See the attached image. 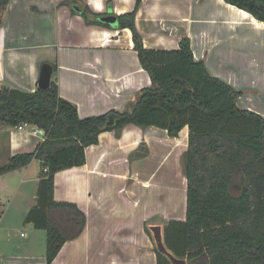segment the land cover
<instances>
[{
	"label": "crops",
	"instance_id": "0c3cea01",
	"mask_svg": "<svg viewBox=\"0 0 264 264\" xmlns=\"http://www.w3.org/2000/svg\"><path fill=\"white\" fill-rule=\"evenodd\" d=\"M138 1L135 22L146 49L177 50L187 38L196 60L229 84L238 78L228 70L241 60L242 41L257 35L264 46V27L224 0H10L0 27V86L33 93L42 66L51 64L57 66L52 81L61 98L76 105L81 119L130 109L137 94L152 85L132 31L120 29L117 18L132 12ZM86 9L88 21L81 14ZM109 17L117 19L115 26L104 22ZM248 89L257 97L254 106L264 109L262 92ZM184 129L178 137L133 125L120 138L102 133L99 143L86 149L85 165L55 175L54 200L77 205L87 224L52 264H158L156 243L146 228L161 226L164 232L169 221L186 218L187 179L181 159L189 132ZM45 138L35 127L1 123L0 168L18 154L34 152ZM143 144L146 154L136 156L144 153ZM40 163L34 160L12 172H20L18 176H1L7 184L10 177L18 183L8 207L0 208V231L11 212L25 224L36 205ZM23 252L16 248L15 255L0 253V264H47L46 255Z\"/></svg>",
	"mask_w": 264,
	"mask_h": 264
},
{
	"label": "trees",
	"instance_id": "16d2710c",
	"mask_svg": "<svg viewBox=\"0 0 264 264\" xmlns=\"http://www.w3.org/2000/svg\"><path fill=\"white\" fill-rule=\"evenodd\" d=\"M9 1L0 0V27ZM224 1L264 23V0ZM140 5L138 1L132 12L117 18L120 29L132 31L152 85L137 94L130 109L84 119L76 105L61 98L55 80L33 93L0 86V122L12 128L32 126L46 137L34 152L12 157L0 168V177L34 160L44 163L47 171L40 175L36 205L25 224L46 232V262L52 264L87 224L77 205L54 200L55 175L85 165L86 149L97 145L102 133L120 138L133 125L178 137L185 128L186 218L166 224V247L188 264H264V117L238 104L242 92L212 76L205 62L196 60L189 39H182L177 50L146 49L135 22ZM81 14L88 21L87 9ZM141 149L144 153L136 156L146 154L145 144ZM156 252L158 264H172ZM206 255L208 260H202Z\"/></svg>",
	"mask_w": 264,
	"mask_h": 264
},
{
	"label": "rangeland",
	"instance_id": "374dc122",
	"mask_svg": "<svg viewBox=\"0 0 264 264\" xmlns=\"http://www.w3.org/2000/svg\"><path fill=\"white\" fill-rule=\"evenodd\" d=\"M243 41V44H240L239 46L241 50L239 57L241 60L238 61L237 64L232 65L233 68H229L228 70L229 76L230 73H233L237 75L238 78L234 80H231L233 79L231 78L229 80L234 83L235 86H233L237 90L242 92V96L239 98L238 104L246 109H257L264 117V109L261 110L254 106V100L257 99L254 95L255 92L252 93L250 92L251 90L248 89L252 87L260 90L264 99V46L260 44V41L257 39V35L255 38L249 36L244 42ZM2 163L3 158H0V166ZM181 164L183 168L182 159ZM12 174L14 175L10 176L15 177L18 176L16 174H20V172ZM14 177H10L13 178L10 182L11 184H7V181L0 177V190H2L1 194H3V196L1 195L0 202L4 204V206H0V208L3 210L8 207L12 197L14 196L15 188L18 183V179ZM23 191L25 192V190H22V192ZM7 218L8 219L4 223L5 229L0 231V253L4 255V257L15 255V249L22 248L24 251L23 254L30 253L37 258L45 257L47 245L46 232L43 230H36L32 226L24 224V221H20L18 216H16L13 212L9 213ZM147 230L150 232V237L152 238V232L149 229ZM8 239L10 244H8Z\"/></svg>",
	"mask_w": 264,
	"mask_h": 264
},
{
	"label": "water",
	"instance_id": "95a60500",
	"mask_svg": "<svg viewBox=\"0 0 264 264\" xmlns=\"http://www.w3.org/2000/svg\"><path fill=\"white\" fill-rule=\"evenodd\" d=\"M104 22L115 26L117 24V19L114 17H109L104 19ZM53 66L51 64H44L41 68L40 73V80L38 87L42 90H46L50 87L53 77ZM40 170L44 171V163H40ZM150 231L152 232L153 239L156 243L157 250L167 257L172 264H188L187 260L185 259H179L177 258L172 252L168 250L164 243V232L161 226H151ZM202 260H208V256L206 255L205 258H202Z\"/></svg>",
	"mask_w": 264,
	"mask_h": 264
},
{
	"label": "bare ground",
	"instance_id": "6f19581e",
	"mask_svg": "<svg viewBox=\"0 0 264 264\" xmlns=\"http://www.w3.org/2000/svg\"><path fill=\"white\" fill-rule=\"evenodd\" d=\"M243 13L246 14L247 17H249L257 26H260V27H264V24H261L262 22L256 20L252 15H250L249 13L247 12H244L243 10H241ZM182 138H184V135H182Z\"/></svg>",
	"mask_w": 264,
	"mask_h": 264
},
{
	"label": "built area",
	"instance_id": "2783aa9c",
	"mask_svg": "<svg viewBox=\"0 0 264 264\" xmlns=\"http://www.w3.org/2000/svg\"><path fill=\"white\" fill-rule=\"evenodd\" d=\"M43 132V131H42ZM44 171H47L46 169H44Z\"/></svg>",
	"mask_w": 264,
	"mask_h": 264
}]
</instances>
